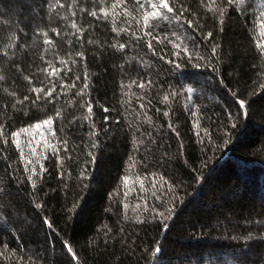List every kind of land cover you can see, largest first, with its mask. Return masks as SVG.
<instances>
[{
  "label": "trees",
  "instance_id": "1",
  "mask_svg": "<svg viewBox=\"0 0 264 264\" xmlns=\"http://www.w3.org/2000/svg\"><path fill=\"white\" fill-rule=\"evenodd\" d=\"M168 2L0 0V264H264V0Z\"/></svg>",
  "mask_w": 264,
  "mask_h": 264
},
{
  "label": "snow or ice",
  "instance_id": "2",
  "mask_svg": "<svg viewBox=\"0 0 264 264\" xmlns=\"http://www.w3.org/2000/svg\"><path fill=\"white\" fill-rule=\"evenodd\" d=\"M119 2H120V0H117V3H119ZM230 2H231V0H230ZM239 2L243 3V0H239ZM148 3L151 4V7L153 9H155V11L148 13V15L145 17L146 20L149 17H151L153 19L160 18L162 16L163 10H166L168 13L173 12V8L170 6L168 0H155V2H153V0H148ZM115 6L116 5H113V7H115ZM92 14L95 15V13H92ZM164 18H167V17H164ZM73 27H75V24H73ZM149 46H151V45H149ZM120 47L123 48L124 45H120ZM55 74H56V69H53L52 73H50V75H55ZM35 91L43 92L44 90L43 89H35ZM48 95H51V92H49ZM89 111H91L90 108H89ZM45 123L51 124V121L49 120V121H46ZM69 251H71V249H69Z\"/></svg>",
  "mask_w": 264,
  "mask_h": 264
},
{
  "label": "rangeland",
  "instance_id": "3",
  "mask_svg": "<svg viewBox=\"0 0 264 264\" xmlns=\"http://www.w3.org/2000/svg\"><path fill=\"white\" fill-rule=\"evenodd\" d=\"M42 126L44 128L47 126V124H44ZM42 126H37V127L34 126L33 128L26 130V132H24L25 135L21 139V144H23V143H26V144L27 143L28 144L36 143L39 140V138L37 136V133L36 132L34 133V130H40V128H42Z\"/></svg>",
  "mask_w": 264,
  "mask_h": 264
}]
</instances>
